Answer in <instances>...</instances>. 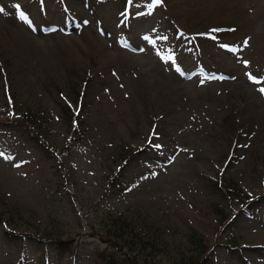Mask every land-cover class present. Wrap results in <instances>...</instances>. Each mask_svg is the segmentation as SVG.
Returning a JSON list of instances; mask_svg holds the SVG:
<instances>
[{
	"label": "rangeland",
	"instance_id": "rangeland-1",
	"mask_svg": "<svg viewBox=\"0 0 264 264\" xmlns=\"http://www.w3.org/2000/svg\"><path fill=\"white\" fill-rule=\"evenodd\" d=\"M108 1L116 5L113 22L125 17L105 39L110 63L96 53L99 26L114 28L106 24ZM124 1L0 0V264H100L102 217L132 207L166 244L141 264H264V244L250 251L255 242L246 235L247 226H264V0H162L168 38L149 76L122 52L118 36L151 35L160 19L131 18L153 11L151 0ZM67 11L76 23L44 31ZM224 21L237 30H208ZM199 58L227 74L205 85L195 73L191 81L182 76ZM66 100L89 137L77 147ZM13 149L34 164L35 175L14 170ZM112 171L122 172L115 192L106 185ZM223 175L246 202L212 186ZM50 237H76V252L59 257Z\"/></svg>",
	"mask_w": 264,
	"mask_h": 264
},
{
	"label": "bare ground",
	"instance_id": "bare-ground-1",
	"mask_svg": "<svg viewBox=\"0 0 264 264\" xmlns=\"http://www.w3.org/2000/svg\"><path fill=\"white\" fill-rule=\"evenodd\" d=\"M115 7L116 5H114L113 3L110 4V1H108L106 4V8H105L106 24L107 26H110V27L114 26L113 31H115L119 27V22L117 21V19L115 18V22H113V17H112L113 8ZM159 17H160L159 14L156 15V19ZM99 32L101 33V35H100L99 46L96 50V53L100 54L102 52V55L99 59L101 62L102 60L103 61L106 60V62L110 63L112 60V55L109 54L110 50H107V47L105 46V39L109 38V33L106 31V28L104 26H99ZM157 34H158V37H154V38L142 37L136 41V45L139 44V42L142 41V39L149 41L150 44H153V50L150 52L137 53L133 50L134 48L130 50L128 49L122 50V52L131 60V62L135 64L136 66L140 67L143 71H145L144 73H146L148 76H149L148 72L154 73V69H155L154 64H156L155 56L157 52L162 50L165 46V44L161 43L160 41L162 39L166 40V37H167L166 34H163L162 32H158ZM142 48H144V46H142ZM98 56L99 55H97L96 57ZM154 80L163 88H166L168 86L165 82H162L160 79L156 78V76H154ZM174 116L175 115L173 114L168 115L169 119H174L175 118ZM0 139L2 138L0 137ZM223 151H224L223 149L217 150L218 153H221ZM11 155H12V159H11L12 167L14 168L15 171L18 172L20 170L22 172H28V173L33 172L35 175L34 164L30 160H27L26 158H24L22 153L13 149ZM201 160L204 162L205 165L208 164V156L204 155ZM246 235L248 236L250 240L255 242L253 246L254 249L250 247V251L256 250L255 252L257 253L261 252L263 250L261 246L264 244V226L262 224L257 225L255 223V228L251 230H250V227L247 226ZM0 262L5 263L3 259H0Z\"/></svg>",
	"mask_w": 264,
	"mask_h": 264
},
{
	"label": "snow or ice",
	"instance_id": "snow-or-ice-1",
	"mask_svg": "<svg viewBox=\"0 0 264 264\" xmlns=\"http://www.w3.org/2000/svg\"><path fill=\"white\" fill-rule=\"evenodd\" d=\"M152 2L159 6L161 3H162V0H152ZM135 6V5H133ZM17 9L20 10L19 11V18L22 19V20H25V21H28L30 23V20H29V17L26 15V13L23 12V10L21 9V6L19 4L16 5ZM4 10L3 9H0V12H3ZM85 24L88 23V21H84ZM245 46L247 45V41L244 42ZM245 64H247V61H245ZM260 91L262 93H264V88L260 89ZM155 147L159 148L161 147V145H155ZM2 155V154H0Z\"/></svg>",
	"mask_w": 264,
	"mask_h": 264
},
{
	"label": "trees",
	"instance_id": "trees-1",
	"mask_svg": "<svg viewBox=\"0 0 264 264\" xmlns=\"http://www.w3.org/2000/svg\"><path fill=\"white\" fill-rule=\"evenodd\" d=\"M229 188H231V187H229Z\"/></svg>",
	"mask_w": 264,
	"mask_h": 264
}]
</instances>
